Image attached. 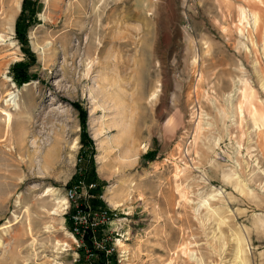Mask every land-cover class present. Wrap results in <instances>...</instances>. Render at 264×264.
<instances>
[{
	"label": "rangeland",
	"instance_id": "obj_1",
	"mask_svg": "<svg viewBox=\"0 0 264 264\" xmlns=\"http://www.w3.org/2000/svg\"><path fill=\"white\" fill-rule=\"evenodd\" d=\"M22 4L0 0V264H79L66 190L91 157L119 264H264V0H41L18 86Z\"/></svg>",
	"mask_w": 264,
	"mask_h": 264
},
{
	"label": "trees",
	"instance_id": "obj_2",
	"mask_svg": "<svg viewBox=\"0 0 264 264\" xmlns=\"http://www.w3.org/2000/svg\"><path fill=\"white\" fill-rule=\"evenodd\" d=\"M40 6L41 0H23L22 11L16 21V38L21 43L22 50L28 57L27 62L16 63L11 68L14 80L18 84V86L29 83L33 79V76H31L30 73L31 66L29 63L35 62L36 58L29 47L27 34L30 26L37 19L36 16L40 10ZM76 107L78 108V110H80L83 126H85L86 112L79 106ZM83 145L84 147L93 146L91 139L88 138L86 133H84ZM93 153L94 151L92 149L91 154L93 155ZM87 164L88 165L86 168L79 167L78 172L68 183L67 187L71 188L75 185H79L80 183H84V185L89 189L91 185H96L95 188L89 190V194L92 195V197L90 198V203L94 209H108V206L101 199L104 183H102L98 178L95 170L94 159L91 157ZM81 171H84V173L81 174ZM73 213L74 209L67 216V224L72 232L74 231V220L72 218ZM105 230V226H100L95 231L89 230L82 236L76 235L77 239L82 242L81 246L78 249V253L80 256L79 264H119L118 254L114 247L113 241L104 243V236L106 232ZM96 243H100L102 245V248L98 247Z\"/></svg>",
	"mask_w": 264,
	"mask_h": 264
},
{
	"label": "built area",
	"instance_id": "obj_3",
	"mask_svg": "<svg viewBox=\"0 0 264 264\" xmlns=\"http://www.w3.org/2000/svg\"><path fill=\"white\" fill-rule=\"evenodd\" d=\"M95 186L91 185L87 189L83 183H80L66 190L67 201L70 204H76L72 214L74 220L73 234L75 236H82L89 230L95 231L98 227L109 225L118 218L119 213H114L111 209L100 208L97 210L92 207L88 192ZM82 187L86 188L85 194L81 191ZM96 245L102 248L100 243H96Z\"/></svg>",
	"mask_w": 264,
	"mask_h": 264
},
{
	"label": "bare ground",
	"instance_id": "obj_4",
	"mask_svg": "<svg viewBox=\"0 0 264 264\" xmlns=\"http://www.w3.org/2000/svg\"><path fill=\"white\" fill-rule=\"evenodd\" d=\"M137 6H140V4L139 3H137ZM142 8L143 7H141V9H138L137 11H138V13H137V15L139 16V18H141L142 17V13H144V12H142ZM243 14V13H242ZM97 15H99V13L97 14ZM100 16V15H99ZM161 28L163 29V26L161 25ZM97 29H98V26L96 25V24H94V26L92 27V29L90 30L91 31V33H92V35H93V33H96L97 32ZM146 36H147V34H145V37L142 39V41L141 42H139L138 43V40H135V41H133V42H131V41H128V42H126L124 45L127 47V46H132L133 44L134 45H139V47L138 48H140V53L141 52H143V50H144V48H145V44H146ZM140 41V40H139ZM94 47H95V45H94ZM138 51V50H137ZM89 56H91V54H89ZM138 62V59L137 60H135V63H137ZM141 92H140V95H141V98L142 99H145L144 98V95H145V89H141L140 90ZM15 93L14 92H9V93H7V95L6 96H13ZM147 94V93H146ZM14 100V103H15V101H17V95H14V97H12L10 100H8V101H11V100ZM15 106L18 108L19 106H18V104H15ZM0 113H2V115L3 116H5L4 117V123H3V125L2 126H0V139L2 140V142H4V141H7V139L9 138V136H11V133H10V130H11V128H12V125H13V116H12V114H10L9 112H1L0 111ZM5 125H6V127H5ZM124 125H126V124H124ZM119 127V126H118ZM25 135V137L23 138V142L21 143V145L22 146H24V144L26 143V133L24 134ZM98 139V137H95V140H97ZM100 146H99V149H103L104 148V146H103V144H99ZM100 150V151H101ZM60 151H61V148H60V145H58V144H56V145H53V146H51L50 147V150H49V152L44 156V167H45V165H46V167L48 168V166H49V161L52 159V157H53V155H55V156H58L59 154H60ZM99 151V152H100ZM36 153V152H35ZM34 160H32L31 161V164L33 165V166H37V164L35 163V162H33ZM102 161V158L100 157L99 158V164L101 165V162ZM37 162V161H36ZM39 163H41V161L39 162ZM38 163V164H39ZM102 165H104V164H102ZM39 166V165H38ZM107 166V165H106ZM43 167V166H42ZM112 192V191H111ZM110 193V192H109ZM112 195V200H109V201H114L115 199V197H114V195L113 194H111ZM55 199V198H54ZM118 203V202H117ZM57 204H61V205H66L67 204V202H63V201H61V202H57ZM121 207V206H120Z\"/></svg>",
	"mask_w": 264,
	"mask_h": 264
}]
</instances>
